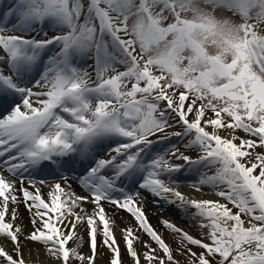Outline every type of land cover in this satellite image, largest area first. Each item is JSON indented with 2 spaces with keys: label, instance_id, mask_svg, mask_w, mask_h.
Masks as SVG:
<instances>
[{
  "label": "snow or ice",
  "instance_id": "1",
  "mask_svg": "<svg viewBox=\"0 0 264 264\" xmlns=\"http://www.w3.org/2000/svg\"><path fill=\"white\" fill-rule=\"evenodd\" d=\"M2 16L0 264H181L145 193L190 214L197 236L160 221L185 264H264V0H10ZM120 212L136 227L118 240Z\"/></svg>",
  "mask_w": 264,
  "mask_h": 264
},
{
  "label": "bare ground",
  "instance_id": "2",
  "mask_svg": "<svg viewBox=\"0 0 264 264\" xmlns=\"http://www.w3.org/2000/svg\"><path fill=\"white\" fill-rule=\"evenodd\" d=\"M91 63H92V61H91ZM79 171H80V168L78 167L76 172L69 173V175L75 176ZM49 173L50 172H42L40 175L42 177H48V178H46L47 180H52L53 177ZM4 174L7 175V173H4ZM106 175H111V173L108 172V173H106ZM185 179H187L186 176H184L182 174L180 176V180H181L180 190L182 192L189 193V194H191L197 198L216 199L215 196H212L211 194L207 193V191H202L201 193L194 192L190 187L186 186V184L184 183ZM70 183L72 184V187L75 189V191L77 193H79L81 195L86 194L83 191V189L78 186L77 181L73 180V181H70ZM42 191L46 196L48 189L43 188ZM144 195L146 198L143 201V208H144V211L146 213L147 218L149 219L150 222L153 223V226L157 227L156 225L158 223H160L162 225V223L160 221L162 219H165V220L171 221L177 227H179L185 231L190 232L192 235H198V229L194 228L192 226L193 222L190 219L189 213H184L183 211L177 209L174 205H169L163 201L156 203V202H154V198L148 193H145ZM87 207L90 208L91 206L88 205ZM105 207L108 208L109 206L106 204ZM19 211H20V215L22 218V222L25 225H27L29 223V214L27 213V211L25 210V208L23 206L20 207ZM109 212L111 214V209H109ZM115 219H116V223L118 225V227L115 230L116 231V237L118 240H120V235H121L120 234V228L125 226L124 219L125 220H127V219L125 217L124 212H120L119 215L115 217ZM160 224L158 226H160ZM81 232H83V229H81ZM121 246H123L122 241H121ZM137 247L139 248V245ZM84 251L85 252L87 251L86 247L84 248ZM100 251H101V253H104L105 249L101 248ZM43 259H44L43 253H40L39 258H37V257L29 258L28 256H25L26 264H42ZM127 259H128L127 256H125L126 264H127ZM98 264H102V261H98Z\"/></svg>",
  "mask_w": 264,
  "mask_h": 264
},
{
  "label": "rangeland",
  "instance_id": "3",
  "mask_svg": "<svg viewBox=\"0 0 264 264\" xmlns=\"http://www.w3.org/2000/svg\"><path fill=\"white\" fill-rule=\"evenodd\" d=\"M1 1L3 2V5H2V8L1 9L3 10V12H5L10 7V0H0V2ZM187 15H188L189 18L191 17V14L190 13L187 14ZM220 15H222V13L217 12V16L219 17ZM233 19L236 20L237 22H239V17H233ZM0 23H3V16L0 17ZM14 23H16L15 18H10L8 20V23L5 26L7 28H11ZM51 34L52 33L49 32V35H51ZM90 64H91V60L85 58L84 60H82V61L79 62V67H81L82 69L89 68V65ZM121 70H123V69H121ZM89 71H91V69H89ZM209 115H211V113H209ZM180 130L181 129H179V128L168 129L169 132L180 131ZM238 135L244 136L245 134L243 132H238ZM153 139H155V137H153ZM172 142L175 143V144L180 145L181 151L186 152V154H188V155H190L192 157H195L197 155V153L195 151H191V150L185 149L183 147V143L181 141L174 139ZM106 152H107V149L104 150V154H106ZM201 171H206L209 175H211V174H213L214 169L201 168ZM188 179H195V176H191V177H188L187 176V179H185V182H184L187 187H188V183H187ZM202 191H207V193L211 194L212 196H215L214 191H213V189L210 186H203ZM216 199H219V198L216 197ZM124 213H125V217L127 219V220L124 219L125 226L131 225V226H133L135 228L136 227L135 220L128 213H126V212H124ZM148 221H149V219H148ZM150 224L153 226V223L152 222H150ZM159 224L160 223H158L156 225L157 227L153 226V228L159 234H161L162 235V238L171 246V248L173 249V254L176 257V259L179 260L181 262V264H185V258L183 256H180L177 253V240H178V237H174V235L170 232V230L166 229L161 224H160V226H158ZM138 234L140 235V237H141L142 240H149V242H151L150 241V238L146 234H143L142 232H139ZM194 236H197V235H194ZM190 247H192V250L193 251H196V252H199L200 251L199 248H196L194 246H190ZM141 251H143V249H141Z\"/></svg>",
  "mask_w": 264,
  "mask_h": 264
}]
</instances>
